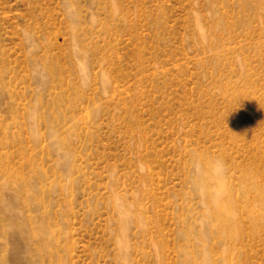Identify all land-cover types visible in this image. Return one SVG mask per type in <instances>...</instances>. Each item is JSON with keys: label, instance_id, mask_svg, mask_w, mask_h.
Instances as JSON below:
<instances>
[{"label": "rangeland", "instance_id": "374dc122", "mask_svg": "<svg viewBox=\"0 0 264 264\" xmlns=\"http://www.w3.org/2000/svg\"><path fill=\"white\" fill-rule=\"evenodd\" d=\"M0 264H264V0H0Z\"/></svg>", "mask_w": 264, "mask_h": 264}]
</instances>
